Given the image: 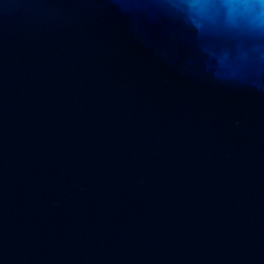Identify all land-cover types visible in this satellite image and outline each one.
<instances>
[{"label": "water", "instance_id": "water-1", "mask_svg": "<svg viewBox=\"0 0 264 264\" xmlns=\"http://www.w3.org/2000/svg\"><path fill=\"white\" fill-rule=\"evenodd\" d=\"M0 264H264V4L0 0Z\"/></svg>", "mask_w": 264, "mask_h": 264}, {"label": "clouds", "instance_id": "clouds-1", "mask_svg": "<svg viewBox=\"0 0 264 264\" xmlns=\"http://www.w3.org/2000/svg\"><path fill=\"white\" fill-rule=\"evenodd\" d=\"M260 2L262 3V4H264V0H260ZM202 5L200 4V3H194L193 4V7L194 8H197V7H201Z\"/></svg>", "mask_w": 264, "mask_h": 264}]
</instances>
